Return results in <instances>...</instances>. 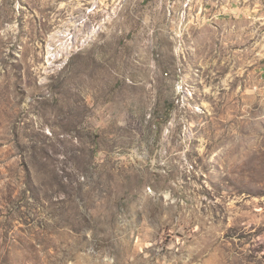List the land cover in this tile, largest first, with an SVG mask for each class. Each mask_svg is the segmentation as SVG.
<instances>
[{"label":"rangeland","instance_id":"rangeland-1","mask_svg":"<svg viewBox=\"0 0 264 264\" xmlns=\"http://www.w3.org/2000/svg\"><path fill=\"white\" fill-rule=\"evenodd\" d=\"M0 264H264V0H0Z\"/></svg>","mask_w":264,"mask_h":264}]
</instances>
